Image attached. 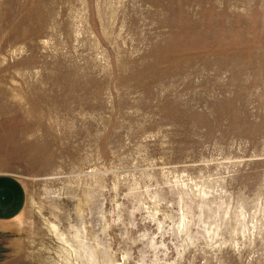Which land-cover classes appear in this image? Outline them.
Instances as JSON below:
<instances>
[{"label":"rangeland","instance_id":"1","mask_svg":"<svg viewBox=\"0 0 264 264\" xmlns=\"http://www.w3.org/2000/svg\"><path fill=\"white\" fill-rule=\"evenodd\" d=\"M0 264H264V0H0Z\"/></svg>","mask_w":264,"mask_h":264},{"label":"crops","instance_id":"2","mask_svg":"<svg viewBox=\"0 0 264 264\" xmlns=\"http://www.w3.org/2000/svg\"><path fill=\"white\" fill-rule=\"evenodd\" d=\"M26 205V191L14 176L0 174V224H9L18 218Z\"/></svg>","mask_w":264,"mask_h":264}]
</instances>
